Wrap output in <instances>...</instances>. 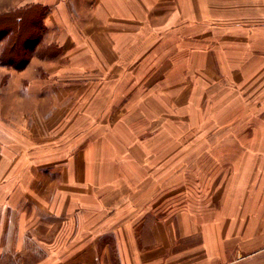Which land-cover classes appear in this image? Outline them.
<instances>
[{
  "label": "crops",
  "instance_id": "0c3cea01",
  "mask_svg": "<svg viewBox=\"0 0 264 264\" xmlns=\"http://www.w3.org/2000/svg\"><path fill=\"white\" fill-rule=\"evenodd\" d=\"M28 1L48 7L49 52L22 70L0 65V264L262 255L264 100L251 107L250 93L239 108L236 94L222 114L258 120L217 140L216 153L201 151L199 168L180 158L176 132L180 118L210 113V75L264 90V0ZM82 118L104 134L65 140Z\"/></svg>",
  "mask_w": 264,
  "mask_h": 264
},
{
  "label": "rangeland",
  "instance_id": "374dc122",
  "mask_svg": "<svg viewBox=\"0 0 264 264\" xmlns=\"http://www.w3.org/2000/svg\"><path fill=\"white\" fill-rule=\"evenodd\" d=\"M25 3H29L28 0H0V13H4L6 11H9L13 8L19 7L20 5H24ZM45 35V36H44ZM43 35V43H46L45 40L48 38V32L46 33V31L44 32ZM45 37V40H44ZM43 45V44H42ZM49 52L48 49L47 50H43V52ZM2 73V71H1ZM219 80V81H218ZM221 81V77L218 78L217 76H211L208 79V87H209V101L210 104L208 105V111H210V113L208 115H206L202 120H201V116L199 115H190L188 118H183L177 121V127H178V131L176 132V145L178 146V154H180V158L182 157V159H184L186 156H190L194 158V163L192 165L197 166L198 168L200 167V163H198L197 161H199L200 159L196 160L195 158L199 156V154L201 153H205L209 156L210 153L212 151L215 150L216 151L219 149L218 148V142L217 140H233L236 139V126H239V124L243 125L248 123V120H251L253 118H257L258 120V115H254L253 114H235V115H223L222 111L223 109L225 110L226 107L228 105V103L231 102H235L236 105V98L234 99V97L237 96V102H238V106L240 107H247V103L248 98L250 97L249 94L252 93V95L254 97L251 98V107L253 106V103L255 100L258 99H262L264 100V90L262 89H258L256 90H252V88L254 86H256V84L254 83H246V84H242L240 85V88L243 90H239L236 91V87L233 89L232 86L229 83H222ZM199 102V101H198ZM202 106L206 107V102L203 99L202 100ZM224 106V108H223ZM255 108V107H253ZM118 114V113H117ZM116 113L113 115V118L116 117ZM83 117V116H81ZM125 117H127L125 115ZM199 117V118H198ZM249 118V119H248ZM88 119H90V117H88ZM86 120V118H82V120L85 121L84 124H82L81 122V130L75 131V132H65L64 138L65 140L67 139H76L79 142H86L89 137H95L98 136L100 133H103L104 131H101V129H94V130H85L83 129V127H88V126H92L93 121L91 122V124H89L90 120ZM102 123H100L99 127L103 126V120L101 121ZM188 123H195V125L190 129V130H186V125ZM96 126V125H95ZM98 127V126H96ZM120 130H114L112 131V135L114 134L116 137H120V135L122 137H125L124 135L127 133L129 134H133L135 132L133 131H127L124 130L126 132H122ZM145 135L144 136H139L140 138L143 137H149L152 136V133H156V132H144ZM104 134V133H103ZM148 134H150L148 136ZM48 139H52L49 143L50 144H54L56 143V139L58 138V135L56 134L55 131H50L49 134H47ZM44 138V139H47ZM55 138V139H53ZM126 138V137H125ZM203 140V141H202ZM206 141L208 142L206 144ZM201 142H204L203 146H200ZM55 148V147H54ZM45 149H49L47 147L42 148V151L44 152ZM50 149H53V147H50ZM201 153V154H202ZM188 158V157H187ZM182 169L183 166H182ZM227 169V166H226ZM200 170V169H199ZM179 172H183V170L179 169ZM182 179H177L178 183L188 186L186 184V179H184V172L181 174ZM179 177V176H178ZM168 181V179H166V182ZM193 181H195V179H193ZM199 181V180H196ZM198 184V183H196ZM195 186V184H194ZM185 196L184 194H178L177 197H182ZM196 207H194L193 212H195ZM184 207L182 205H178L177 208V213H180L182 211H184ZM242 232V231H241ZM243 234V232H242ZM264 234V232L262 233ZM239 235V234H236ZM264 251V248L262 249V252ZM239 261L237 260L235 264H264V253L262 255L257 256L256 258H246V259H242L240 260V263H238Z\"/></svg>",
  "mask_w": 264,
  "mask_h": 264
},
{
  "label": "trees",
  "instance_id": "16d2710c",
  "mask_svg": "<svg viewBox=\"0 0 264 264\" xmlns=\"http://www.w3.org/2000/svg\"><path fill=\"white\" fill-rule=\"evenodd\" d=\"M47 12L45 5L25 3L0 13V65L22 70L34 55L42 53Z\"/></svg>",
  "mask_w": 264,
  "mask_h": 264
}]
</instances>
